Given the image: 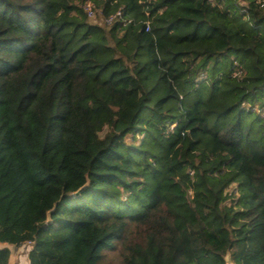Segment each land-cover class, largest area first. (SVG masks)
<instances>
[{"label": "trees", "instance_id": "trees-1", "mask_svg": "<svg viewBox=\"0 0 264 264\" xmlns=\"http://www.w3.org/2000/svg\"><path fill=\"white\" fill-rule=\"evenodd\" d=\"M0 243L264 264V0H0Z\"/></svg>", "mask_w": 264, "mask_h": 264}, {"label": "crops", "instance_id": "crops-1", "mask_svg": "<svg viewBox=\"0 0 264 264\" xmlns=\"http://www.w3.org/2000/svg\"><path fill=\"white\" fill-rule=\"evenodd\" d=\"M2 248H8L10 251L9 264H28L27 253L30 249L29 245L26 244L16 247L5 243H0V249Z\"/></svg>", "mask_w": 264, "mask_h": 264}, {"label": "rangeland", "instance_id": "rangeland-1", "mask_svg": "<svg viewBox=\"0 0 264 264\" xmlns=\"http://www.w3.org/2000/svg\"><path fill=\"white\" fill-rule=\"evenodd\" d=\"M94 23L100 24V19L95 15L94 18H90ZM227 264H230L228 257L225 258ZM103 264H119L118 258V250H107L105 252V259L103 260Z\"/></svg>", "mask_w": 264, "mask_h": 264}, {"label": "built area", "instance_id": "built-area-1", "mask_svg": "<svg viewBox=\"0 0 264 264\" xmlns=\"http://www.w3.org/2000/svg\"><path fill=\"white\" fill-rule=\"evenodd\" d=\"M86 10H87V13H88V17L89 18H94V16H95V11L91 8V6H87L86 7ZM117 15H118V13H117ZM114 17L115 16H113V17H110L109 19H107V23H110L113 19H114Z\"/></svg>", "mask_w": 264, "mask_h": 264}, {"label": "water", "instance_id": "water-1", "mask_svg": "<svg viewBox=\"0 0 264 264\" xmlns=\"http://www.w3.org/2000/svg\"><path fill=\"white\" fill-rule=\"evenodd\" d=\"M79 192H80V191H77V192H75V194H74V195H77V194H79ZM226 264H227V262H226ZM230 264H232V263L230 262Z\"/></svg>", "mask_w": 264, "mask_h": 264}]
</instances>
